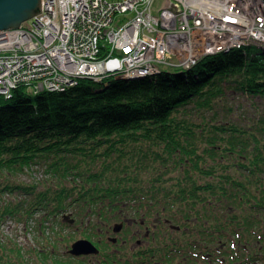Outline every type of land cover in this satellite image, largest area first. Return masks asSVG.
<instances>
[{
  "label": "trees",
  "instance_id": "1",
  "mask_svg": "<svg viewBox=\"0 0 264 264\" xmlns=\"http://www.w3.org/2000/svg\"><path fill=\"white\" fill-rule=\"evenodd\" d=\"M234 94L263 102L250 120H235L224 105ZM36 166L51 179L17 177ZM4 192L19 197L0 207L2 217L53 215L78 202L96 208L84 216L101 228L120 206H144L146 230L154 232V220L156 234L168 231L135 252L208 243L234 259L246 255L247 264L264 262V49L248 44L141 79L77 78L62 90L0 96ZM169 234L178 241L162 239ZM234 237L246 253L228 246ZM22 254L0 242V264H25Z\"/></svg>",
  "mask_w": 264,
  "mask_h": 264
},
{
  "label": "built area",
  "instance_id": "2",
  "mask_svg": "<svg viewBox=\"0 0 264 264\" xmlns=\"http://www.w3.org/2000/svg\"><path fill=\"white\" fill-rule=\"evenodd\" d=\"M249 1L251 8L248 0H234L225 8L218 6L220 12L211 14L200 6L202 0H42L41 12L30 20L29 25L24 23L18 29L0 30V38L4 39L5 44L0 49V64L9 66V70L0 71V82L3 78V81L11 80V74L16 68L26 67L17 62L22 54L27 59L47 58V65H51L57 75H60V82L55 84L54 91L73 84L78 74L89 77L99 75L104 71L101 68L107 70L105 73L121 75L120 77L127 74H123L124 69L120 66L102 65L104 61H118V57H112L117 50L127 54L128 69L131 67L130 75L133 77V72L145 76L144 74L156 68L145 63L148 58H144V52L155 53L156 50L169 48L170 53L172 49H181L182 42L178 44L180 39L186 40L188 44L190 41L206 39L214 42L216 48L220 49L223 46L216 41L220 35L224 42L239 48L254 41V38L248 36L251 32L262 38L261 44L256 46L263 47L264 0ZM129 9L134 13L133 19L123 22L119 18L115 22L117 15L126 14ZM254 18L260 29L255 30L251 25L246 28V24ZM157 22L160 27L165 28L166 34H162L156 25L152 28V24ZM193 22L200 26L199 31L193 28ZM151 33L160 40L155 42V38L149 36ZM181 35L182 38H179ZM228 37H233L235 42H231L233 40ZM239 38H244L246 42L242 43ZM102 40L106 49L110 48V52L100 60L98 53ZM32 48L38 52L34 57L31 53H26ZM224 48L228 50V47ZM41 62V67L45 68L46 63ZM60 62L61 68H57ZM2 67L0 65V69ZM78 69L83 72L73 74ZM64 72L70 75H65ZM69 76L74 80H70ZM37 78L36 74L28 77L25 73L23 81L29 82L32 79L38 82ZM38 87L41 88L42 85ZM36 89L38 88L31 90L35 93ZM10 96L12 95L9 93L5 97Z\"/></svg>",
  "mask_w": 264,
  "mask_h": 264
},
{
  "label": "rangeland",
  "instance_id": "3",
  "mask_svg": "<svg viewBox=\"0 0 264 264\" xmlns=\"http://www.w3.org/2000/svg\"><path fill=\"white\" fill-rule=\"evenodd\" d=\"M248 3H251V1L248 0ZM251 6L252 4L249 5L250 8ZM127 12L128 13L126 14L117 15L115 17V22L119 20V18L122 19L123 22L126 20L128 21L129 19H133L134 13L132 12V9H129ZM153 14H156V12H153ZM121 16L124 17L125 19L122 18ZM155 25L158 26L157 29H159L162 34H166L165 28L160 27L159 22H157V24L155 23L152 24V28L156 27ZM248 25H251L255 30L257 28L260 29L256 18L250 19V21L246 24L245 27L248 28L249 27ZM262 30L264 31V28H262ZM149 36L155 38V42L160 40L157 35L153 36V33H151ZM248 36L252 39L254 38V41L251 40V44L254 45L261 44L260 41L262 40L261 37H256L251 32ZM228 38L230 40H234L233 37H228ZM243 39L239 38V40H241L242 43L246 42ZM207 41L209 40L205 39L201 41L200 39H198V41L197 40L192 42L190 41L189 44H186L185 46L181 44L180 45L181 49L179 48L178 51L180 53H184L185 51L194 49L199 44L202 45V43H205ZM194 42H197V44H194ZM100 44L101 45L99 47L100 52L98 53V58L101 60L102 58H104L109 54L110 48L106 49L103 40ZM244 45H248V43ZM188 46L189 47L191 46V48H189ZM261 46L264 47V45ZM215 47L216 46H214V48ZM263 47H261V49ZM150 48L151 47H149V49ZM175 50L177 49H172V52L174 53ZM121 51L122 50L120 51L117 50L114 51L115 53L112 54V57L119 58L118 61H110V62L104 61L102 65L104 67H111V66H115V67L120 66V68L122 67L124 69L123 74L125 73L127 74L123 75L122 77H120L121 75L116 76L118 78L132 79V80L141 79L140 77H134V76L131 77L130 75L131 67L129 70L128 69L129 61H127L128 60L127 54H125L123 51L122 53ZM168 51L169 48L164 49L163 51L156 50L155 53L144 52V58L146 59V56L148 58V60L145 63H147L148 65H152L153 67H161V68H167L168 65L171 67V73L177 72L178 67H180L177 65L179 64V61L174 57L173 54L168 53ZM26 53H31L32 56L34 57L38 52H36L32 48L31 50H27ZM213 54H216V52L212 53L211 55ZM22 55L23 56H21V58L18 59L17 62H19V64L25 65L27 68L26 67L16 68L15 71L11 74L12 77L11 80L3 81L4 78L1 80L0 96L3 98H10L11 96L10 97H5V96L9 95V93L12 94L13 89L22 87L28 91L34 88L39 89L38 86L41 85H42L41 90L53 91V89H55V84L60 82V75H57L58 73L54 71L51 65H47L48 63L47 58L45 57L43 60H38V58L35 57L32 59H27L25 57V54ZM207 56L209 55H205L204 57ZM41 61H44L43 63H46L47 66L45 68L41 67L42 66ZM61 63L62 62L58 63L57 68H61ZM0 65L3 66L2 69H0V71L9 70V66L5 65V63H1ZM174 68L177 69L175 70ZM25 73H27L28 77L35 76L36 74L38 77L37 78L38 82L32 79L29 82L23 81V76ZM64 73L65 75H70V73L68 72H64ZM110 74L113 76L112 73H108L106 75L108 76ZM144 78H146V76ZM38 92L40 91H37L35 93ZM227 100L228 101H224L225 103L224 105L227 108L230 107L233 108V111H235L233 118L238 121L244 120L245 118H248L250 120L256 111L253 105L263 103L259 97L249 98L244 95L241 96L238 94L229 96ZM42 169L37 166L34 169L31 167L26 171V173L17 175V177L22 181H33L36 179L42 182L46 179L50 180L51 177L49 176V174L46 175ZM8 195H9L8 193L4 192L0 196V207L10 202L8 201V199H13L11 201L15 202L19 197V195L18 196L17 195L8 196ZM94 209L96 208L91 206L85 207V205L81 203L73 202L72 204L67 205L65 211L61 213H55L53 215H46L45 212L42 210L41 211L38 210L36 213L32 214L31 217L29 218L28 217H25L24 219L20 218L21 220L16 216L7 215L2 217L0 215V242H4L6 244V247H9L10 250L15 248L18 249V247L22 248L23 254L21 257H23V262L25 264H106V263H102L101 261L102 257H106L110 254H115L110 256L111 260H113L112 261L113 264H127V263L133 264L134 261L132 262L130 260L129 262L127 261L125 254H127V252H131V250L135 251L136 248L138 247L136 245L137 244L136 242L142 237H145L143 233L146 230V227L143 225L144 222L141 219V215H140V213L144 212L145 207L120 206L119 209L115 211V213L109 214L108 218L113 219L111 220V223L109 225L106 224L101 228H98L97 224H95L94 226L88 225L87 218L84 216L85 214H87L85 212ZM134 211L136 212L134 213ZM92 220L94 219L92 218ZM153 221L154 220L148 221L149 223L148 229L151 228L154 231L153 233L149 231L148 232L149 235H151L152 237H156V236L161 237L167 234L166 231L168 230L165 229L166 228L165 226H163L162 229L160 230L158 229L159 234H156L158 223L154 225L155 222ZM118 225H121L119 231L114 229ZM141 225H143L144 227H142ZM178 233H180V231ZM183 234L184 233H180L179 236L178 234L176 235L179 241L183 240L184 242L185 236H182ZM173 235H175L174 232ZM169 237H171L170 234L168 237L165 238L162 237V239H164L169 243L170 241ZM176 237L173 238L176 241H178ZM78 239L90 240L98 249V252L95 254H91L86 259H83L81 257L83 255L81 256L71 255L69 253L70 246L74 241ZM233 239H235V237L232 238L231 240ZM218 241L219 239H216V242ZM222 241H224V237H221V242ZM233 242H237V241L233 240ZM250 243H251V247L249 248V251L255 248L254 242H250ZM242 244L243 243L240 244L239 242H237V243H230L228 246L235 247L236 250H239V253L243 254L246 252L242 249L244 247L241 246ZM205 245L206 246H204V248L202 246L200 247L198 246L195 248V250L185 249L184 251L177 253L180 255V257H186L187 258L186 260L189 262V264H247V262L243 259V257L246 255H242L241 257L234 259L231 256L228 257L223 255L221 250L220 251L208 250L209 248L208 243H206ZM214 247L216 248V246H213V248ZM148 253L156 254L152 252H148ZM168 253L170 252H164L159 255H161L160 257H162ZM54 256L57 258L56 260L54 259ZM91 256L93 258H91ZM259 260L260 259L258 260L256 259L255 264H264V262H261Z\"/></svg>",
  "mask_w": 264,
  "mask_h": 264
},
{
  "label": "water",
  "instance_id": "4",
  "mask_svg": "<svg viewBox=\"0 0 264 264\" xmlns=\"http://www.w3.org/2000/svg\"><path fill=\"white\" fill-rule=\"evenodd\" d=\"M41 8L42 0H0V30L18 29L22 23L37 16L41 12ZM214 46V42L207 41L202 43V45L199 44L194 49L185 51L184 53H180L178 51L179 49L174 51L175 54L173 52L170 53L179 61V64H177L180 66L178 67V70L182 71L190 68L189 65L196 64L204 58L205 55H211L212 53L217 52L218 49L216 47L214 48ZM174 69L176 70L177 68ZM28 91L29 93H34L32 90ZM37 91H41V88ZM120 228L121 225H118L114 229L119 231ZM97 252L98 249L95 245L87 239H78L74 241L69 249V253L73 256L95 254Z\"/></svg>",
  "mask_w": 264,
  "mask_h": 264
},
{
  "label": "bare ground",
  "instance_id": "5",
  "mask_svg": "<svg viewBox=\"0 0 264 264\" xmlns=\"http://www.w3.org/2000/svg\"><path fill=\"white\" fill-rule=\"evenodd\" d=\"M234 0H202V2L200 3V6H202V7H204V8H206L207 10H208V13H211V14H214L216 11H218V12H220L219 11V9L220 8H225V6L227 5V4H231L232 2H233ZM248 4H250V3H248ZM218 6H220V8H218ZM30 20L31 19H29V20H27L26 22H24V23H27V25H29V22H30ZM24 23H22L21 24V26L24 24ZM20 26V27H21ZM193 28L196 30V31H199V28H200V26L197 24V23H195V22H193ZM19 27V28H20ZM189 27H186V29H188ZM184 33H182V35H183ZM182 35L181 36H179V38H182ZM219 36V38H216V41H217V43L218 44H221L223 47H221L220 49H218V51L217 52H224V51H226V49L224 48V47H228V49H232V48H238V47H235V46H233V44H228V43H226V42H224L223 40L224 39H222V37L220 36V35H218ZM3 41H4V39L3 38H0V49L2 48V47H4V43H3ZM234 42H235V40H233ZM180 42H182V45L183 46H185L186 44H188V42L186 41V40H182V39H180L179 41H178V44L180 43ZM189 47V46H188ZM189 48H191V47H189ZM216 52V53H217ZM175 54V53H174ZM178 54V53H177ZM193 56H194V54H193ZM182 64H184V63H182ZM195 65V64H194ZM194 65H189V67L191 68V67H193ZM190 68H188V69H190ZM159 69V68H158ZM157 68H154V69H152L153 71H150V72H147V74H144V73H142V74H144L146 77H148L149 75H154V73L155 74H160V73H163V72H165V73H168V72H171V67L170 66H168L167 65V68H160L159 70H158ZM188 69H185V70H188ZM100 70H104L101 74H99V75H95L94 77H89V76H85V75H82V74H78V73H81V72H83V71H81V70H76L73 74H78L77 76L79 77V78H86V79H91V80H93V81H95L96 83H103V82H105L107 79H108V76L106 75V74H108V73H105V72H107V70L106 69H100ZM185 70H182V71H185ZM178 71H181V70H178ZM133 76L134 77H140V78H144L145 76H142V75H139V74H137V72H133ZM69 79L70 80H74L73 79V77L72 76H69Z\"/></svg>",
  "mask_w": 264,
  "mask_h": 264
},
{
  "label": "flooded vegetation",
  "instance_id": "6",
  "mask_svg": "<svg viewBox=\"0 0 264 264\" xmlns=\"http://www.w3.org/2000/svg\"><path fill=\"white\" fill-rule=\"evenodd\" d=\"M148 232L149 231L145 230L143 233V235L145 237H142L141 239H139L136 242L137 243L136 245L138 246L136 249L145 248L147 246V244L148 245L150 244L149 241L153 240V237H150L151 235H149ZM145 233H147V234H145ZM152 253H156V254H150V253L145 252V251H141V252L140 251H136V252L131 251V252H127V254H125V256H126V259L128 262H129V260L131 262L134 261L133 264H189V262L186 260L187 258L186 257H180V255L178 253L176 254V253L172 252V253H168L162 257H160L161 255H159L161 253H157V252H152ZM90 255L91 254L83 255V256L80 255V256L83 259H86ZM112 255H115V254H110L106 257H102V260H101L102 263L113 264V262H112L113 260H111V257H110ZM91 258H93V257L91 256Z\"/></svg>",
  "mask_w": 264,
  "mask_h": 264
}]
</instances>
